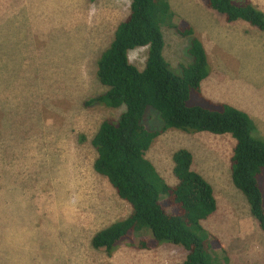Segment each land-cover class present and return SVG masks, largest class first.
Listing matches in <instances>:
<instances>
[{
    "label": "rangeland",
    "instance_id": "obj_1",
    "mask_svg": "<svg viewBox=\"0 0 264 264\" xmlns=\"http://www.w3.org/2000/svg\"><path fill=\"white\" fill-rule=\"evenodd\" d=\"M250 1L264 11V0ZM130 2L0 0V264H181L186 255L169 243L138 251L137 235L120 241L109 256L91 247L98 231L131 211L93 171L90 145L101 122L118 119L124 107L85 104L105 91L95 78L96 62ZM168 3L173 23L184 20L193 28L209 63L201 96L191 92L188 105L209 108L211 101L244 111L264 140V33L239 21L246 26L228 27L234 35L225 41L219 28L206 27L208 17H224L201 0ZM162 34L163 56L179 75L181 66L192 63L190 40L166 27ZM241 41L257 44L240 52L235 45ZM146 55L147 48H138L128 58L142 69ZM142 124L148 131L163 126L151 109ZM233 144L230 135L168 129L145 156L175 185L172 155L185 149L192 169L211 184L216 210L203 225L222 246L212 252L213 264H264V233L230 179ZM257 181L264 207V177Z\"/></svg>",
    "mask_w": 264,
    "mask_h": 264
},
{
    "label": "trees",
    "instance_id": "obj_2",
    "mask_svg": "<svg viewBox=\"0 0 264 264\" xmlns=\"http://www.w3.org/2000/svg\"><path fill=\"white\" fill-rule=\"evenodd\" d=\"M224 17L226 23L243 21L264 33V14L250 0H201ZM162 27L189 38L192 63L173 74L163 56ZM147 48L144 67L130 63L128 53ZM209 64L201 42L184 20L173 23L168 0H131L129 12L96 62L95 78L105 91L86 105L109 109L124 107L118 119H105L90 141L96 153L93 171L105 178L117 197L130 207L127 218L98 231L94 250L111 255L122 240L139 236L134 248L152 251L161 243L182 247L181 264H213L212 252L221 250L217 237L203 223L215 212L211 184L192 169V154L179 149L172 155L175 185L158 174L145 154L153 141L168 129L188 133L230 135L232 185L245 197L251 218L264 233V207L258 177H264V140L249 115L225 103L208 101L209 108L189 106L190 93L201 96V82ZM163 122L148 131L142 122L148 111ZM149 119L152 116H148ZM211 252V254H210Z\"/></svg>",
    "mask_w": 264,
    "mask_h": 264
},
{
    "label": "crops",
    "instance_id": "obj_3",
    "mask_svg": "<svg viewBox=\"0 0 264 264\" xmlns=\"http://www.w3.org/2000/svg\"><path fill=\"white\" fill-rule=\"evenodd\" d=\"M262 11V10H261ZM263 13H264V11H262ZM224 19V18H223ZM238 23H241V24H244L243 22H239V21H236V22H233V23H226L225 22V20H223V22H222V20H220V18H218V17H216V16H213L212 17V19L210 18V17H208V22L206 23V27L207 28H219V30H220V32H222V35H224V37L223 38H225L224 40L225 41H229V39L232 37V35H234L233 34V32L232 31H230V29L229 28H233V27H235V25H237ZM241 24H238V25H241ZM244 26H246V24H244ZM223 27L225 28V29H228V30H225V29H223ZM229 27V28H228ZM241 27V26H240ZM228 31H229V34H228ZM219 32V33H220ZM218 34V33H217ZM216 34V35H217ZM241 37V36H240ZM247 42H240L239 44H237V45H235V43H234V45H235V48L236 49H239L240 50V52H243V49H244V46H245V48H247V49H253L254 47H255V44H257V43H255V42H252L251 43V45L252 46H249L248 44H246ZM237 54V53H236ZM234 56H236V55H234ZM242 56V55H241ZM246 57V56H245ZM241 58V57H240ZM246 58H248V57H246ZM252 58V57H251ZM235 61H237V62H239L238 61V59H237V57L235 58ZM209 64V63H208ZM230 65H232V66H234L233 65V63H229ZM244 112V111H243ZM249 115V114H248ZM249 117L251 118V116L249 115ZM252 119V118H251ZM253 121V120H252ZM256 129H257V127H256ZM258 131V130H257ZM214 214V213H213ZM213 214L210 216V217H212L213 216ZM209 217V218H210ZM208 218V219H209Z\"/></svg>",
    "mask_w": 264,
    "mask_h": 264
}]
</instances>
